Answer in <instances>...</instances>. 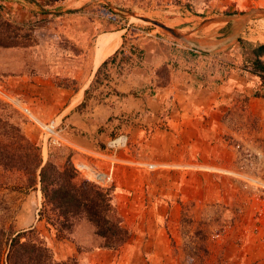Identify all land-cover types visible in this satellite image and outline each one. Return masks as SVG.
<instances>
[{"label": "rangeland", "instance_id": "1", "mask_svg": "<svg viewBox=\"0 0 264 264\" xmlns=\"http://www.w3.org/2000/svg\"><path fill=\"white\" fill-rule=\"evenodd\" d=\"M254 8L264 9V0H0V11L9 23L7 26L0 20V30L3 34L10 31L9 34H13L14 40L20 44L14 47L0 46V88L17 96L22 103L26 101L34 106L31 100L39 94L49 93L46 89L49 84L72 90L82 83L87 88L86 105H95L94 101L101 103L106 95L116 93L113 86L102 87L106 80L111 79L110 68L102 67L99 73L95 69L107 56L98 59L93 64L94 67L91 66L90 51L97 33L125 29L128 49L134 45L133 38L168 36L184 42L178 36L179 33L200 49L199 46L211 38L220 39L240 32L236 43L249 56L252 47L264 42V14L251 16L243 31L238 28L241 25L240 17ZM134 51L137 57L141 53L139 48ZM129 53L127 54L131 57ZM125 62L131 63L130 60ZM164 68L167 69L166 66L159 68L162 82L169 79V70ZM118 72L122 73V70L119 69ZM86 105H81L80 108ZM49 106L46 100L40 103L42 110H49ZM101 114L103 110L98 108L95 116L92 115L87 120L90 127ZM58 115L55 114L54 118ZM0 120L8 124H0V139L3 143H8L5 133L11 128L9 126L17 125L27 138L39 145L42 165L52 163L62 169L66 162L73 163L71 148L66 145L44 144L40 127L1 96ZM123 122L120 119L118 124L121 126ZM68 129L70 130L69 126ZM81 130L83 131L75 130V133L84 137L89 132L87 128ZM80 140L85 147H92L90 142ZM259 145L261 148L252 151L239 148L242 154L251 157L233 167L245 178L228 174L244 184L245 191L240 193L239 201L236 198L233 205H230L225 203L226 200H220L207 208H192L189 203L183 205V235L180 240H131L135 233L127 227L128 218L126 219V213L123 214L120 206L122 202L131 201L138 207L145 196L142 192L138 193L140 189L135 191L124 184L123 187L130 188L133 194L122 191L123 194L117 195V187L113 185L108 189L114 199L111 202L123 219V225L130 230L131 237L119 248H105L102 244L106 238L96 233L95 225L84 214L73 216L67 222L69 225L63 227L61 222L64 218L60 217L59 210L51 204L44 206L40 185L23 186L22 179L28 174L18 169L7 170L2 165L0 222L6 227L13 225V229L17 231L33 229L36 234L30 235L28 239L45 240L57 260L76 257L82 264H236V261L232 262L227 258L231 250H238L249 256L242 264H262L264 262L259 260L264 254L261 247L264 240L257 244L249 240H233L235 245L227 248L226 240H220L238 223L246 227L256 226L252 230L243 229L244 234L249 231L258 236L261 234L258 226L261 220L257 218L264 215V186L247 178L253 177L264 183V139ZM131 146L134 153L147 161L164 160L148 159V156L145 157V150L141 151L133 142ZM122 169L123 172L134 170L138 174L173 170L171 167L155 171L139 170L129 166ZM185 169L189 170L190 166H185ZM211 171L221 173L218 169ZM79 178L87 180L84 175H79ZM132 213L134 215L130 213V219L135 218L136 226L142 221V217H138L141 213ZM89 232L93 234V240H76L74 237L76 233L84 235ZM68 252L69 255H58Z\"/></svg>", "mask_w": 264, "mask_h": 264}, {"label": "crops", "instance_id": "2", "mask_svg": "<svg viewBox=\"0 0 264 264\" xmlns=\"http://www.w3.org/2000/svg\"><path fill=\"white\" fill-rule=\"evenodd\" d=\"M245 15L240 17L239 31H243L251 19H246ZM236 33V36L211 38L198 45L199 52L194 44L168 36L133 38L132 43L142 52L141 57L129 51L125 29L97 33L90 51L92 67L98 62L100 44L106 36L114 37L117 46L105 60L121 48L131 53L130 64L120 56L108 63L111 79L102 87L113 86L116 93H109L101 103L94 101L95 105L88 103L80 108L85 101L86 86L79 83L77 89L70 90L49 84L46 88L49 93L31 100L34 106L25 101L30 110L45 121L59 114L53 120L58 121L59 117V121L64 120L75 144L85 146L79 142L81 139L95 147L98 142L125 130L130 134V141L141 151L145 150V157L164 159L162 162L173 165V170L145 174L134 170L123 172L124 166L117 168L113 184L117 187V195L123 194L122 191L133 194L130 188L123 187L124 184L135 191L140 189L138 193L145 196L138 207L131 201L119 204L128 218L127 227L135 233L131 240H180L183 205L189 203L192 208H207L220 200L233 205L234 199L239 201L240 193L245 191L244 184L228 173L211 171L217 168L234 170L239 162L251 158L239 148L250 151L261 148L259 144L264 139V86L260 76L253 72V47L249 56L243 53L236 43L240 32ZM261 58L264 59V55ZM163 66L169 70L166 82H162L159 73ZM45 100L50 104L49 110L40 108ZM98 108L103 114L95 117L97 120L90 127L87 120L95 116ZM120 119L124 121L121 126ZM84 128L89 130L84 137L75 133ZM129 211L141 213L138 217H142V221L136 226ZM257 219L261 220L258 226L262 235L250 231L244 234L243 229L252 230L256 226L238 223L220 240H226V248L234 246L236 240L262 242L264 215ZM77 233L76 240H93L90 232ZM261 247L264 249V244ZM69 254L58 253L59 257ZM246 257L249 258L245 252L231 250L227 259L242 264L247 261ZM259 262H264V254Z\"/></svg>", "mask_w": 264, "mask_h": 264}, {"label": "trees", "instance_id": "3", "mask_svg": "<svg viewBox=\"0 0 264 264\" xmlns=\"http://www.w3.org/2000/svg\"><path fill=\"white\" fill-rule=\"evenodd\" d=\"M0 20L5 25H9L1 11ZM2 32L0 30V46L20 45L14 40L13 34H9L10 31L4 34ZM136 48L131 45L129 51L135 53ZM253 53L255 56L252 62L253 72L260 76L264 86V59L261 58L264 55V43L255 46ZM118 56L123 61L131 60L124 48L118 49L102 63L98 68V73L102 67L108 66L109 62H115ZM141 56L142 52L138 57ZM87 98L86 91L83 106L86 105ZM0 124L8 125L1 120ZM9 127L11 128H8L5 133L8 143H3L0 139V165L7 170L25 171L28 175L22 179L23 186L37 187L40 185L44 206L51 204L59 210L60 217L64 218L61 222L63 227L69 225L67 222L73 216L84 214L95 225L96 233L106 238L103 241V247L116 249L130 239V230L123 225V219L111 202L114 199L109 188H102L88 179H80V174L73 163L66 162L62 169L52 163L42 165L39 145L27 138L19 126ZM35 234L33 229L17 231L13 229V225L6 227L0 222V264H82L76 257L67 260L55 259L45 240L28 239L30 235ZM23 238L26 240H22Z\"/></svg>", "mask_w": 264, "mask_h": 264}, {"label": "built area", "instance_id": "4", "mask_svg": "<svg viewBox=\"0 0 264 264\" xmlns=\"http://www.w3.org/2000/svg\"><path fill=\"white\" fill-rule=\"evenodd\" d=\"M197 52L198 49L195 48ZM0 96L7 103L20 109L29 121L39 126L42 130L44 144L66 145L72 149V162L76 171L84 175L86 179L92 181L102 188H110L114 184L115 172L120 166L136 167L139 170L155 171L162 167H172L173 165L147 161L136 153L131 146L130 135L127 132H118L111 135L106 141L98 142L95 147L87 148L75 144L70 139V130L68 126L57 120L45 121L37 116L30 108L17 97L0 88ZM221 172L233 174L245 178L242 173L235 170L220 169ZM249 181L260 183L263 182L247 177Z\"/></svg>", "mask_w": 264, "mask_h": 264}, {"label": "bare ground", "instance_id": "5", "mask_svg": "<svg viewBox=\"0 0 264 264\" xmlns=\"http://www.w3.org/2000/svg\"><path fill=\"white\" fill-rule=\"evenodd\" d=\"M238 21V20H237ZM117 46V40L114 37H104L100 44V51L98 59L104 58L110 51H112Z\"/></svg>", "mask_w": 264, "mask_h": 264}, {"label": "water", "instance_id": "6", "mask_svg": "<svg viewBox=\"0 0 264 264\" xmlns=\"http://www.w3.org/2000/svg\"><path fill=\"white\" fill-rule=\"evenodd\" d=\"M257 13L264 14V9H262V8H254V9H252L251 11H249L248 13H246L245 18H246V19H247V18H250L253 14H257ZM178 36H179L180 38H182V40H183L184 42H190L191 44H194L195 46H197L194 42H192V41H190L189 39H187L183 34H179V33H178Z\"/></svg>", "mask_w": 264, "mask_h": 264}]
</instances>
